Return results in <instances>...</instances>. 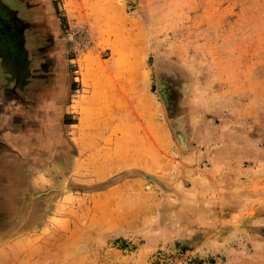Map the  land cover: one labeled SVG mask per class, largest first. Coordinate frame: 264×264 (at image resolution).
<instances>
[{"label":"rangeland","instance_id":"rangeland-1","mask_svg":"<svg viewBox=\"0 0 264 264\" xmlns=\"http://www.w3.org/2000/svg\"><path fill=\"white\" fill-rule=\"evenodd\" d=\"M21 2L0 0V264H264V0ZM108 79L163 127L153 171L74 157Z\"/></svg>","mask_w":264,"mask_h":264},{"label":"crops","instance_id":"crops-1","mask_svg":"<svg viewBox=\"0 0 264 264\" xmlns=\"http://www.w3.org/2000/svg\"><path fill=\"white\" fill-rule=\"evenodd\" d=\"M9 1L18 4L19 11H22L21 0ZM38 9L37 7L36 12L41 11ZM56 21L55 23L59 25L60 20ZM109 84L108 79L102 86H98V90L93 88L90 95L79 99L80 113L77 116V122L74 123L78 127L74 135L76 142L74 157L90 155L89 147L91 146H87L84 142H98L92 148L94 157L97 155L98 158L93 166L94 169L92 168L93 171H114L137 165L147 166V171H153L154 166L163 165L164 162L160 145L168 138L163 132V127L161 126L157 132L151 133L141 125V130H143L139 131L141 123L134 122L129 117L130 102L125 88L119 87L110 90ZM1 90L2 86L0 85V92ZM4 119V114L0 109V158L2 149H11L10 137L6 138L4 132H1L6 126ZM115 129H119V132ZM133 141L142 142L146 154L139 151L140 149L137 150L135 147L138 144H133ZM60 156L65 155L60 153ZM75 166L72 165V168ZM83 167L90 169L89 165L85 166L84 164Z\"/></svg>","mask_w":264,"mask_h":264},{"label":"flooded vegetation","instance_id":"flooded-vegetation-1","mask_svg":"<svg viewBox=\"0 0 264 264\" xmlns=\"http://www.w3.org/2000/svg\"><path fill=\"white\" fill-rule=\"evenodd\" d=\"M23 2H25V1H23ZM31 4V3H30ZM33 5V4H32ZM31 5V6H32ZM22 10H23V12L24 13H26V12H29V10H31V8L32 7H30V5L29 6H27V4H23V6H22ZM28 8V9H27ZM2 12V11H1ZM0 20H2V22L3 21H7L6 23H7V28L9 27V29L13 32V34H16V32H17V27H16V24H15V22H12L11 20H9L7 17H5V16H2V15H0ZM48 87H46V89H47ZM45 89V90H46Z\"/></svg>","mask_w":264,"mask_h":264},{"label":"bare ground","instance_id":"bare-ground-1","mask_svg":"<svg viewBox=\"0 0 264 264\" xmlns=\"http://www.w3.org/2000/svg\"><path fill=\"white\" fill-rule=\"evenodd\" d=\"M135 71V70H134ZM132 74H133V72H132ZM145 78V77H144ZM140 96V95H139ZM141 100V99H140Z\"/></svg>","mask_w":264,"mask_h":264}]
</instances>
